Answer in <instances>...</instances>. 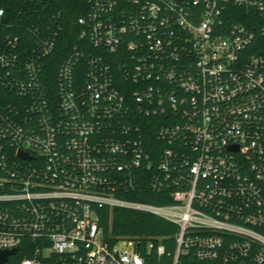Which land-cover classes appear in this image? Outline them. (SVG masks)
<instances>
[{
    "label": "built area",
    "instance_id": "built-area-1",
    "mask_svg": "<svg viewBox=\"0 0 264 264\" xmlns=\"http://www.w3.org/2000/svg\"><path fill=\"white\" fill-rule=\"evenodd\" d=\"M85 1L49 75L58 32L0 6L6 264H144L103 241L116 208L173 224L172 264H264V0Z\"/></svg>",
    "mask_w": 264,
    "mask_h": 264
},
{
    "label": "trees",
    "instance_id": "trees-1",
    "mask_svg": "<svg viewBox=\"0 0 264 264\" xmlns=\"http://www.w3.org/2000/svg\"><path fill=\"white\" fill-rule=\"evenodd\" d=\"M0 6L6 13V24L10 28H20L19 34H25L26 30L37 29L46 33L47 29L57 31L59 41L57 55L45 69L49 75L55 68L59 53L64 46L73 45L79 27L76 19L87 11L85 0H0ZM232 22L237 21L232 17ZM5 22V21H4ZM264 41V36H257V41ZM250 53H258L254 48ZM61 55V54H60ZM50 57V56H49ZM50 61V59H46ZM55 70V69H54ZM160 193H148L138 196H123V198L146 201L153 204H165L160 199ZM98 226L102 231L103 241L110 247L122 240H133L138 245L137 252L142 257L144 264H172V252L174 250L173 236L176 227L160 218L124 209H96ZM164 246V253L159 255L157 247ZM149 246V248H148ZM23 255H19L21 259ZM11 260L9 264H13Z\"/></svg>",
    "mask_w": 264,
    "mask_h": 264
},
{
    "label": "water",
    "instance_id": "water-1",
    "mask_svg": "<svg viewBox=\"0 0 264 264\" xmlns=\"http://www.w3.org/2000/svg\"><path fill=\"white\" fill-rule=\"evenodd\" d=\"M19 157L26 158L23 154H19ZM17 253V250L13 251H0V264H6L8 257L14 256Z\"/></svg>",
    "mask_w": 264,
    "mask_h": 264
},
{
    "label": "rangeland",
    "instance_id": "rangeland-1",
    "mask_svg": "<svg viewBox=\"0 0 264 264\" xmlns=\"http://www.w3.org/2000/svg\"><path fill=\"white\" fill-rule=\"evenodd\" d=\"M115 248H116L117 250H120V251H126V250H130V249H131L130 246H128V245L126 244V242H123V241H119V242L116 244ZM148 248H149V246H148Z\"/></svg>",
    "mask_w": 264,
    "mask_h": 264
}]
</instances>
